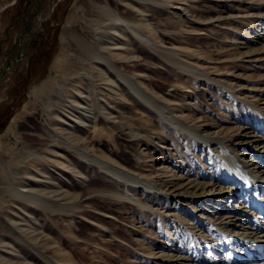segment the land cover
I'll return each instance as SVG.
<instances>
[{
    "label": "rangeland",
    "instance_id": "374dc122",
    "mask_svg": "<svg viewBox=\"0 0 264 264\" xmlns=\"http://www.w3.org/2000/svg\"><path fill=\"white\" fill-rule=\"evenodd\" d=\"M24 10L36 28L0 77V264L247 257L208 218L249 200L241 230L264 199L263 183L241 177L264 176V0H0V71ZM242 130L258 135L249 156ZM110 167L162 192L189 179L188 204L205 209L188 215ZM215 179L214 193L200 188Z\"/></svg>",
    "mask_w": 264,
    "mask_h": 264
},
{
    "label": "bare ground",
    "instance_id": "6f19581e",
    "mask_svg": "<svg viewBox=\"0 0 264 264\" xmlns=\"http://www.w3.org/2000/svg\"><path fill=\"white\" fill-rule=\"evenodd\" d=\"M103 61H105V63L108 64L107 59L105 60L103 58ZM109 68L114 70V71L116 70L111 65H109ZM127 83L129 85H131L133 90L136 91V93L138 95H140L142 97L144 96L148 100V102H150L151 104H154L153 100L146 97V95H144V93L141 92L140 90L136 89V87L132 84V82L130 80L127 81ZM160 112H161V114H164V111L161 110ZM176 122L177 121H175V123ZM257 136L258 135L252 133V131L242 130V132L239 134V138H241V139L238 141V145L241 146V148H240L241 151L239 152V155L249 156V154L246 151H244L245 150L244 146H246L247 144L256 145V142L258 141ZM261 148H264V145H262ZM261 148L259 150H256L257 153H255V154L257 157L264 154V149H261ZM230 158H232V157H230ZM95 160L97 161V159H95ZM241 160L244 162L245 168L250 166V168L252 169V167L261 166L260 164H259V166L256 165L255 163H257V162H255V160H252V158H250V160L249 159L245 160L242 157ZM98 162L101 163L99 160L97 161V163ZM243 170H244V168H243ZM243 170H241V171L243 172ZM262 170H263L262 173H264V168H262ZM110 171L116 173V175H118L119 177L125 178L126 181H131V182L138 184L140 186L142 185L143 187L148 188V190L152 189V190L156 191V193H158V194L170 196L177 203H179V201L186 202L185 203L186 207H189L188 215H190L191 212H194L195 215H197L196 214L197 212H200V211L205 209L204 206H201L200 204L199 205L197 204L196 207H195V205L190 206L188 204V201L191 200V198L197 197L198 194L195 193V191H196L195 189L199 188L198 187L199 185L194 184L189 179H186V180H184L182 178L180 179L179 186L176 187L178 189H181L180 191H172V192H164L163 191L162 192L159 189L155 188L154 185L151 184L150 182L136 178L135 176H132V174H128V173L119 171L118 169H115L112 167H110ZM258 174L259 173H257V172H255L254 174L252 173L251 175L250 174L242 175V173H241V177L247 179L248 181L250 180V182H253V183L257 182L258 184L259 183L264 184V176H259ZM215 180L214 181L209 180L203 186H200V188L206 190L207 187H210V189L207 190V192L208 193L209 192L214 193L213 191L215 189L214 187H216L215 185H217V186L220 185L218 179H215ZM246 184H247V182H246ZM227 187L229 189V192H231V193H237L239 191V189H237L238 187H235V185H231V186L228 185ZM191 189H193V191H190ZM25 191H26L25 188H19V189H17L16 192H17V195H22L23 192H25ZM209 196H210V194H209ZM253 196H255V195L253 194ZM183 198H186V199H183ZM254 198L255 199L252 200V204L250 205V208L253 209L254 212H252L251 214L249 213V215H251V216H250V218L248 217L246 220L247 222H249V224H245V225L241 226L242 229L237 230V231L234 230V228L238 227L237 222L241 219V215L243 213H248V212H246L245 207L250 201L247 200V201H244L243 203H241L242 202L241 201L240 202L241 205H235L233 207H228L226 209H223V207L212 206L213 208H211V209H212L213 213L211 212L212 215L210 218H208V220H209L208 223L215 230H220L224 234L223 235V245L224 244L227 245V243H230L232 245V243L238 242L240 245L239 246L240 249H242V250L244 249L246 254H247V257L240 259V261H238V262L234 261V262L229 263V261L226 258L227 257V252H226L225 255L222 257L221 263L224 262V264H264V254L263 255L260 254L261 252H264V239H262V237L264 236V202H263L264 199L262 197H257V196H255ZM223 212H225V213H223ZM197 217H200V214L197 215ZM233 247L234 246H230V249L232 250ZM235 251L237 253H239L237 250H235ZM167 259H169L171 262H175V263H179V264H189L188 263L189 260L187 259V257L176 255L175 253L174 254L173 253L168 254ZM213 260H216V257H214ZM243 261H245V262H243Z\"/></svg>",
    "mask_w": 264,
    "mask_h": 264
},
{
    "label": "flooded vegetation",
    "instance_id": "af4514ba",
    "mask_svg": "<svg viewBox=\"0 0 264 264\" xmlns=\"http://www.w3.org/2000/svg\"><path fill=\"white\" fill-rule=\"evenodd\" d=\"M24 13H25V16L21 20V27L19 28V31L17 33V37H16V39L14 41L15 42V44H14L15 53L12 54V55L11 54L9 55L8 61L13 59V58H15L20 53V49L18 47V44L16 43V40L19 37V35L22 33V37H21V45H22V42L24 40H28L31 37V35L34 33V30L36 28L35 23H36V19H38V18L36 17L34 20H31V18L33 17L34 13L33 12H29L27 10L26 11L24 10ZM9 26H13V23H10Z\"/></svg>",
    "mask_w": 264,
    "mask_h": 264
},
{
    "label": "water",
    "instance_id": "95a60500",
    "mask_svg": "<svg viewBox=\"0 0 264 264\" xmlns=\"http://www.w3.org/2000/svg\"><path fill=\"white\" fill-rule=\"evenodd\" d=\"M38 19H36V23H37ZM35 23V26H36ZM21 37H22V33L19 35V37L16 40V43L18 44V47L20 49V53L13 59L9 60L6 65L4 66V68L0 71V77L4 74L5 70L14 62L18 61L21 57H22V48H21Z\"/></svg>",
    "mask_w": 264,
    "mask_h": 264
},
{
    "label": "trees",
    "instance_id": "16d2710c",
    "mask_svg": "<svg viewBox=\"0 0 264 264\" xmlns=\"http://www.w3.org/2000/svg\"><path fill=\"white\" fill-rule=\"evenodd\" d=\"M5 122H6V121L4 120V121L2 122V124H0V126L3 127V125L5 124Z\"/></svg>",
    "mask_w": 264,
    "mask_h": 264
}]
</instances>
